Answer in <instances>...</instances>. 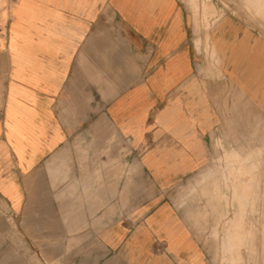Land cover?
Masks as SVG:
<instances>
[{"label":"crops","instance_id":"obj_1","mask_svg":"<svg viewBox=\"0 0 264 264\" xmlns=\"http://www.w3.org/2000/svg\"><path fill=\"white\" fill-rule=\"evenodd\" d=\"M197 40L178 0H0V264H198L169 197L212 147Z\"/></svg>","mask_w":264,"mask_h":264},{"label":"rangeland","instance_id":"obj_2","mask_svg":"<svg viewBox=\"0 0 264 264\" xmlns=\"http://www.w3.org/2000/svg\"><path fill=\"white\" fill-rule=\"evenodd\" d=\"M253 1L256 2L178 0L195 24L198 36L195 70L199 79L213 85L216 115L208 159L193 177L169 193L202 250L198 264H228L223 240L241 232L246 237L238 251L241 264H264V91L253 97L255 92L245 89L254 87V75L246 76L244 86L236 74V57L243 44L254 53L256 50L259 55L264 53V0L257 4ZM227 21H232L235 30L227 33L224 46L219 49L216 42L219 39L213 40L210 33L215 29L216 37L220 36V27ZM251 150L254 153H249ZM236 153L245 157L244 166L234 172L232 179L224 177L223 172L229 167L225 157ZM221 196L228 201L226 218L221 216L225 210ZM227 219L234 222L227 223ZM14 259V250L0 251L1 261Z\"/></svg>","mask_w":264,"mask_h":264},{"label":"bare ground","instance_id":"obj_3","mask_svg":"<svg viewBox=\"0 0 264 264\" xmlns=\"http://www.w3.org/2000/svg\"><path fill=\"white\" fill-rule=\"evenodd\" d=\"M246 1V0H245ZM251 1V0H250ZM257 4V2L259 3L261 0H255ZM252 2V3H253ZM253 3V4H254ZM261 3V2H260ZM255 6V5H254ZM260 6H262L260 4ZM261 9V8H260ZM263 10V9H262ZM264 16V15H263ZM202 48V47H201ZM212 48V47H211ZM215 53V52H214ZM256 150V149H255ZM262 151V150H261ZM249 153H254V151H250ZM251 160V159H250ZM264 160V159H263ZM245 161V157L243 156L242 158L239 157V154L236 153L234 155H230L229 157H225V162L226 164L229 166L227 168V171L226 173L223 172V175L224 177L225 176H233L234 175V172L237 171V170H240L242 169V167L244 166L243 165V162ZM233 166V167H232ZM251 166V165H250ZM232 179V178H231ZM236 180V179H235ZM226 181V180H225ZM229 181V180H228ZM242 182V181H241ZM250 182V181H249ZM216 183V182H215ZM249 184V183H248ZM251 185V184H250ZM231 187V186H230ZM234 187V185H233ZM252 187V186H251ZM241 188V187H240ZM257 194V193H256ZM220 200L224 201L225 202V210H222L221 211V216L224 218H226V215H227V210L228 208L226 206L227 204V199L224 198L223 196L220 197ZM230 203V202H229ZM242 215V213L239 214V217ZM233 221V219H231ZM230 219L228 220L227 219V223H229V221H231ZM234 222V221H233ZM259 232V231H258ZM245 236H244V233L241 232V233H238V234H231V235H228L224 238L223 240V250H224V253H225V256H226V259L228 261V264H241V259L238 255V251L240 250V245L244 242L245 240Z\"/></svg>","mask_w":264,"mask_h":264}]
</instances>
